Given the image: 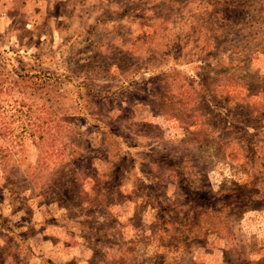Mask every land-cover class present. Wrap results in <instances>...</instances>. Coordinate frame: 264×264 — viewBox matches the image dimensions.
<instances>
[{"label":"rangeland","instance_id":"1","mask_svg":"<svg viewBox=\"0 0 264 264\" xmlns=\"http://www.w3.org/2000/svg\"><path fill=\"white\" fill-rule=\"evenodd\" d=\"M0 264H264V0H0Z\"/></svg>","mask_w":264,"mask_h":264},{"label":"trees","instance_id":"2","mask_svg":"<svg viewBox=\"0 0 264 264\" xmlns=\"http://www.w3.org/2000/svg\"><path fill=\"white\" fill-rule=\"evenodd\" d=\"M229 19H231V18H229ZM192 193L196 194V193H195V190H192Z\"/></svg>","mask_w":264,"mask_h":264}]
</instances>
